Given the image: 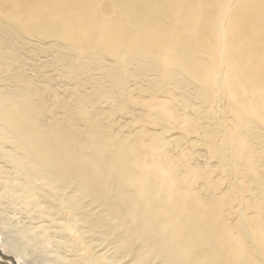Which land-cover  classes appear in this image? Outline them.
Wrapping results in <instances>:
<instances>
[{
  "label": "bare ground",
  "instance_id": "1",
  "mask_svg": "<svg viewBox=\"0 0 264 264\" xmlns=\"http://www.w3.org/2000/svg\"><path fill=\"white\" fill-rule=\"evenodd\" d=\"M27 36L65 42L77 62L111 58L109 78L122 89L136 66L166 83L193 82L202 99L226 96L235 122L219 151L232 149L252 169L245 136L264 127V0H0V200L40 220L8 236L20 226L0 217V250L20 261L29 243L50 241L44 220L72 238L80 237L83 221L90 232L117 235L106 264L132 252V264H260L264 220L250 225L241 216L231 227L223 200L184 187L196 175L181 177L159 154L161 136L149 143L119 139L80 96L75 107L84 133L72 121L46 122L44 91L23 78L13 67L16 52L5 49L10 41L23 46ZM151 107L159 111L154 122L176 119L169 102ZM87 205L99 211L91 221Z\"/></svg>",
  "mask_w": 264,
  "mask_h": 264
},
{
  "label": "rangeland",
  "instance_id": "2",
  "mask_svg": "<svg viewBox=\"0 0 264 264\" xmlns=\"http://www.w3.org/2000/svg\"><path fill=\"white\" fill-rule=\"evenodd\" d=\"M24 41L23 46L10 41L5 49L16 52L13 67L21 68L23 78L44 91L46 122L65 125L72 121L76 131L84 133V121L77 117L75 107L80 96L86 101L85 110L89 115L97 117L103 129L119 139L133 142L141 138L149 143L152 136H161L164 146L159 154L171 160L181 177L189 173L196 175L186 177L184 187L199 198L223 200V217L231 227L236 226L241 216L250 225L264 220V127L259 126L253 134L245 136L254 150V168L249 169L232 149L219 151L235 122L226 96L220 94L205 100L193 82L179 78L178 85L166 83L152 72L141 73L136 66L130 67L133 76L122 89L109 78L114 63L107 56L97 59L88 55L84 61L77 62L70 46L61 40L27 36ZM0 87L5 89L4 84ZM98 91L105 96L100 97ZM159 102H169L176 119L160 121L159 116L156 122L151 120L159 115L151 106ZM139 132L144 135H138ZM86 210L91 213L90 221L99 213L89 205ZM36 216V213L32 215ZM0 217L20 226L9 229L8 236H15L21 227H36L40 221L6 200H0ZM42 225L51 227L49 242L29 243L25 247L26 256L20 261L0 250V264H106L103 258L115 256L118 242L115 233L90 232L80 221L81 235L72 238L66 233L60 234L59 226L54 227L47 220ZM6 233H2L3 239ZM58 235L65 239L61 244L57 242ZM247 243L252 245L251 241ZM85 244L89 246L87 249ZM59 257L64 260L60 262ZM90 257L101 260L89 263ZM134 257V252L122 254L118 264H132ZM256 259L264 264L262 253L257 252ZM153 264L162 262L157 259Z\"/></svg>",
  "mask_w": 264,
  "mask_h": 264
}]
</instances>
